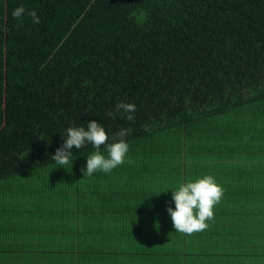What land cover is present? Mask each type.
Masks as SVG:
<instances>
[{
    "label": "trees",
    "instance_id": "16d2710c",
    "mask_svg": "<svg viewBox=\"0 0 264 264\" xmlns=\"http://www.w3.org/2000/svg\"><path fill=\"white\" fill-rule=\"evenodd\" d=\"M89 119L129 130L109 173L51 160ZM205 174L213 216L175 231ZM0 264H264V0H0Z\"/></svg>",
    "mask_w": 264,
    "mask_h": 264
},
{
    "label": "clouds",
    "instance_id": "9594fccd",
    "mask_svg": "<svg viewBox=\"0 0 264 264\" xmlns=\"http://www.w3.org/2000/svg\"><path fill=\"white\" fill-rule=\"evenodd\" d=\"M25 8L19 5L14 8L11 15L19 19ZM33 23H39L35 10L28 11ZM117 111H123L128 120L133 119L136 106L133 103L121 102L116 105ZM112 115V113H109ZM128 129L120 128L111 139L104 126L96 119H89L86 124H70L64 129L63 142L51 155L58 166L71 164L73 148L83 149L85 145H91L93 151L86 155V161L81 168L82 176H92L95 172L109 173L126 161L129 144L125 137ZM101 146L106 151H101ZM131 163V161H128ZM171 189V204L166 211L171 219L175 231L192 233L201 231L207 227L206 220L213 216V205L218 203L223 189L210 174L186 179Z\"/></svg>",
    "mask_w": 264,
    "mask_h": 264
},
{
    "label": "crops",
    "instance_id": "0c3cea01",
    "mask_svg": "<svg viewBox=\"0 0 264 264\" xmlns=\"http://www.w3.org/2000/svg\"><path fill=\"white\" fill-rule=\"evenodd\" d=\"M20 217V216H19ZM147 219H149L150 221L152 220V216H147ZM21 222V223H20ZM20 222H17V223H13V227H16V226H20V225H25L26 223H22V220ZM35 223V222H34ZM8 226H11L8 225ZM16 232V230L14 228H9L7 227L6 225L4 226V228L2 229V233L3 235L5 236L6 240L9 242L10 239H12V237H15L16 235H14Z\"/></svg>",
    "mask_w": 264,
    "mask_h": 264
}]
</instances>
